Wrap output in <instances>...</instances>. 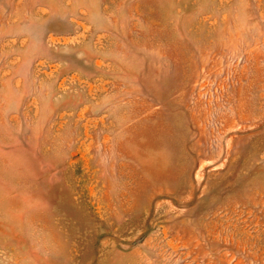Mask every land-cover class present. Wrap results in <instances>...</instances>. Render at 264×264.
Wrapping results in <instances>:
<instances>
[{
	"label": "rangeland",
	"instance_id": "1",
	"mask_svg": "<svg viewBox=\"0 0 264 264\" xmlns=\"http://www.w3.org/2000/svg\"><path fill=\"white\" fill-rule=\"evenodd\" d=\"M0 264H264V0H0Z\"/></svg>",
	"mask_w": 264,
	"mask_h": 264
}]
</instances>
